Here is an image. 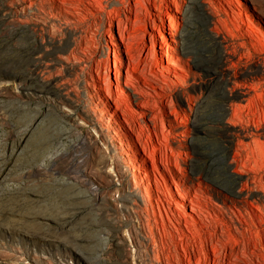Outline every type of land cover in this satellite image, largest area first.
Instances as JSON below:
<instances>
[{
  "label": "rangeland",
  "instance_id": "obj_1",
  "mask_svg": "<svg viewBox=\"0 0 264 264\" xmlns=\"http://www.w3.org/2000/svg\"><path fill=\"white\" fill-rule=\"evenodd\" d=\"M75 1L0 0V264H166V260L189 264L190 256L192 264H208L206 259L210 264L218 259L219 264H262L254 233L252 237L245 230L247 221L238 211L245 212L240 204L236 209L228 202L227 212L220 214L223 225L218 237L223 244L211 237L213 228L211 232L200 231L203 238L200 232L189 233L184 219L181 225L178 217L170 211L167 215L162 205L164 225L159 217L160 225L152 221L147 226L145 219L140 222L134 214L130 216L125 207H133L128 199L130 188L135 185L132 170L127 166L128 174L120 178L112 167L105 168V159L101 158L104 155L96 150L103 151L105 146L101 141L95 145L90 139L96 137L93 125L83 123L78 114L67 115L60 95L69 89L92 114L95 108L90 104V89L85 82L93 76L104 88L107 82L102 80L115 85V63H122L124 78L129 76L143 101L151 103H147V108L152 117L145 118L135 104L131 105V118L121 111L118 114L145 159L141 165L149 171L155 194V165L156 176L163 187L170 186L176 200L178 191L170 172L179 181L182 193L192 195L194 200L198 194L212 196V190L217 188L223 193L239 190L241 179L236 180V172L259 177L256 179L262 186L264 155L260 149L256 164L262 169L255 166L260 170L256 171L258 175L241 161L247 155L242 143L252 142L253 133L264 143V131H256L264 124V0H201L200 3L206 2L210 16L193 0H182L179 8L172 0H98L107 8L105 11L97 8V0ZM60 2H67L75 17L61 11L64 6ZM116 2L122 4L118 6ZM156 5L162 8L165 23V28L159 30L150 26L153 19L162 25L156 16ZM111 31L115 39L110 37ZM80 57L85 60L83 77L74 60ZM248 86L261 88L256 87L259 93L252 91L243 96ZM96 114V123L104 127L117 146L107 120ZM125 118L132 119L130 124L136 125V133ZM143 146L156 163L145 154ZM56 153H61L57 159ZM119 157L125 163L126 156L119 153ZM86 172L96 181L92 182ZM161 197L168 210L169 198ZM207 201L211 202L209 198ZM201 202L205 206L204 200ZM219 202L222 204V199ZM154 205L158 213L155 201ZM171 208L177 213L174 204ZM247 208L257 212L250 201ZM239 223L244 224L242 235L237 229ZM133 226L139 231L144 228L147 235L136 236ZM225 226L240 243L230 242L229 228L226 230ZM226 232L228 236L224 235ZM201 242L205 244L203 251ZM213 244L214 250L219 248L218 259L211 249Z\"/></svg>",
  "mask_w": 264,
  "mask_h": 264
},
{
  "label": "bare ground",
  "instance_id": "obj_2",
  "mask_svg": "<svg viewBox=\"0 0 264 264\" xmlns=\"http://www.w3.org/2000/svg\"><path fill=\"white\" fill-rule=\"evenodd\" d=\"M33 1V0H32ZM61 1V0H60ZM66 1V0H65ZM77 1V0H76ZM75 1V2H76ZM112 1H114V0H112ZM120 1V0H119ZM125 1H127V0H124L123 1V3L125 2ZM138 1V0H137ZM141 1V0H140ZM142 1H146V0H142ZM173 1V3L175 4V6L177 7V8H179V6H180V2L182 1V0H172ZM194 2H197V3H199V4H201L204 8V12L208 15V16H210V13H209V11H208V8H206V2H202V3H200L201 2V0H193ZM64 2V1H63ZM63 2H60V3H62V5L64 6V8H61V11L63 10V12H65V14L66 15H71V16H74V14L72 13V11H70L69 9H68V7H67V2L66 3H63ZM72 2H73V0H72ZM95 2V1H94ZM106 2H107V0H106ZM128 2V1H127ZM126 2V3H127ZM32 3V2H31ZM78 3V2H77ZM81 2H79V4H80ZM90 3V2H89ZM92 3V2H91ZM108 3V2H107ZM72 4V3H71ZM74 4V3H73ZM114 4H117L118 6L119 5H121L122 3L121 2H116V3H114ZM113 4V5H114ZM75 5V4H74ZM78 5V4H77ZM85 5V4H84ZM92 5V4H91ZM139 5V4H138ZM76 6V5H75ZM75 6L73 7V5H72V7L75 9ZM83 6V5H82ZM96 6V5H95ZM94 6V7H95ZM97 8H99L101 11H105L106 9L104 8V6L101 4V2H99L98 0H97ZM159 6V5H158ZM157 5L155 6V9H156V11L158 12V15H156L158 18H159V21H161L162 22V25L160 26V25H158V22H157V20L156 19H153L152 20V24L150 25L151 26V28H153V29H156V30H159V29H161L162 27H164L165 28V26H164V21H163V17L161 16L162 14V11H161V9L162 8H159ZM70 7V6H69ZM78 7V6H77ZM81 6H79V8H80ZM108 7V6H107ZM117 7V6H116ZM115 7V8H116ZM124 7V6H123ZM169 7V6H168ZM84 8V7H83ZM96 8V7H95ZM78 9V8H77ZM80 9H82V7L80 8ZM121 9V8H120ZM120 9H118V10H120ZM131 9V8H130ZM83 10V9H82ZM99 10V11H100ZM110 10V9H109ZM115 10V9H114ZM122 10V9H121ZM120 10V11H121ZM77 11V10H76ZM87 11H88V9H87ZM96 11V10H95ZM98 11V12H99ZM116 11V10H115ZM131 11V10H130ZM164 11V10H163ZM79 12H81V11H79ZM78 12V13H79ZM111 12H112V10H111ZM122 12V11H121ZM121 12H120V18H121ZM129 12V11H128ZM77 13V14H78ZM102 13V12H101ZM106 13V12H105ZM109 13H110V11H109ZM123 13H124V11H123ZM80 14V13H79ZM112 14H113V12H112ZM111 14V15H112ZM82 15V14H81ZM92 15H93V13H92ZM91 15V16H92ZM118 15V14H117ZM84 16V15H83ZM95 16V15H94ZM75 17V16H74ZM85 17V16H84ZM87 17V16H86ZM114 17V16H113ZM127 18V17H126ZM122 19V18H121ZM81 20H83V19H81ZM81 20H79L80 22H81ZM88 20V19H87ZM115 20V19H114ZM117 20V19H116ZM118 20H119V23L120 22H122L119 18H118ZM111 22H113V21H111ZM69 23V22H68ZM117 24V28H118V30L120 31V24ZM75 24V23H74ZM61 25H63V24H61ZM68 26V25H67ZM66 26V27H67ZM62 27V26H61ZM65 27V26H64ZM147 27H149V26H147ZM74 28H76V27H74ZM167 28V27H166ZM67 29V28H66ZM78 29V28H77ZM84 29V28H83ZM81 30V29H80ZM122 30V29H121ZM75 31V30H74ZM78 31V30H77ZM70 32H72V31H70ZM120 33V32H119ZM72 34V33H71ZM84 34V33H83ZM73 35V34H72ZM80 35V34H79ZM81 36H82V34H81ZM51 37V36H50ZM50 37H49V39H50ZM77 37V36H76ZM75 37V38H76ZM80 37V36H79ZM110 37L112 38V39H115L114 38V34L112 33V31H111V33H110ZM52 38V37H51ZM74 38V37H73ZM124 39V38H123ZM51 40V39H50ZM76 41V40H75ZM55 43H56V40H55ZM55 43L53 42V44L55 45ZM70 43H71V41H70ZM77 43V42H76ZM75 43V44H76ZM51 44V43H50ZM58 44V43H57ZM72 44H74V43H72ZM71 44V45H72ZM113 44H115V43H113ZM89 45V44H88ZM90 46V45H89ZM78 47V46H77ZM59 48V47H58ZM76 48V47H75ZM71 49V48H70ZM81 49H83L82 48V46H81ZM154 49H155V47H154ZM61 50V49H60ZM76 51V50H75ZM116 52V51H115ZM73 53H74V51H73ZM77 53H78V51H77ZM128 53V52H127ZM128 54H130V52L128 53ZM127 54V55H128ZM61 55H62V53H61ZM71 55V54H70ZM84 56V55H83ZM129 56V55H128ZM132 56V55H131ZM58 57V56H57ZM62 57V56H61ZM64 57V56H63ZM59 58H60V56H59ZM65 59L67 58V57H64ZM74 58V57H73ZM76 58V57H75ZM117 58H119V57H117ZM128 58V57H127ZM131 58V57H130ZM69 59V58H68ZM71 59V58H70ZM132 59V58H131ZM169 59V58H168ZM172 59V58H171ZM67 60V59H66ZM75 60V66H76V69H77V71L82 75V77L84 76V58H82V57H80V58H78V59H74ZM173 60V59H172ZM68 61V60H67ZM66 61V62H67ZM118 61V60H117ZM122 61V60H121ZM70 62V61H69ZM68 62V63H69ZM119 62H120V60H119ZM62 63V62H61ZM101 63V62H100ZM117 63V62H116ZM116 63H115V73H114V75H115V85L114 84H111L110 82H109V84H108V81H107V75H104V76H106V78H104V79H106V80H102L103 82L104 81H106L107 82V87L106 88H104L103 86H102V84L100 83V80H96L91 74V76H92V78H91V81L90 82H88V81H86L85 83H87V85H88V87H89V89H90V92H89V98H90V104H93L94 105V108H95V110L94 109H92V114L86 109V107L85 106H83L82 104H81V102H80V100H78L77 98H76V96H75V94H73L71 91H68L67 89H66V93L63 95V96H61L60 95V99H61V105L64 107V109H65V111L67 112L66 114L67 115H70L71 113L73 114V113H75V114H78L77 116H79V119L83 122V123H85V124H90V125H93V127H94V130H95V133H96V137H91L90 139H92V141L95 143V145H98L99 143V141H101V143H102V145H104L105 146V150H104V148H103V151L100 149V148H96V150L97 151H99V153L101 152L102 153V155H104V158L103 157H101L103 160L105 159V168H108V167H112L113 169H114V174H115V176H119L120 178H124L127 174H128V170H127V166H129V168L132 170V173H133V178H134V183H135V185H134V187H132L131 186V191H129V193H128V199L130 198V202L132 203V205H133V207H125V209L129 212L128 214L130 215V216H132V214H134V216L141 222V221H143V219H145L147 222H148V225L147 226H150L151 225V222L153 221L155 224H157V225H160V224H158V217L160 218V220H161V223L164 225V224H166L165 223V220H164V215H163V213H162V208H161V205L163 206V208H164V211H165V213L167 214V215H169V211H170V213H171V215L173 216V217H178V218H176V219H178L179 220V223L182 225V219H184V226H185V228L187 229V231L189 232V233H191V234H193L192 233V230H194L196 233H198V232H203L204 230H208L209 232H211L210 231V229L211 228H213L214 229V232L213 233H211V237L214 239V240H216L215 242H217V243H219V244H223V243H225V242H223L222 243V241H220V238L218 237V229L220 228V225L222 224L223 225V221L221 220V218H220V214H224L223 213V211L226 213L227 212V207H226V205H227V203L228 202H230L231 204H233L234 205V208H236L237 209V206H239V204L240 205H242L243 207H244V209H245V212L244 211H241V210H239L238 209V211H239V213H240V215L243 217V218H245L246 219V221H247V224H248V228H246V226H245V230H247L248 232H250L251 233V235H252V233H254V236H255V238H253V240H256V248H258V246L260 247V249H261V257H262V261H263V263L262 264H264V183L262 184V186L260 185L261 183H259V180L258 179H260L259 177H257L258 179H256V177L253 179V178H250L249 177V175L248 174H240L239 172H236L237 174H238V178L236 179V180H240L241 179V188L239 189V190H233V191H226V193L224 192H222V191H220V190H218V188L217 189H213L212 191H213V195L211 196H208L207 198H206V196H202V195H200V194H198L196 197H195V200L193 199V196L191 195H185V194H183L182 193V187H181V185H180V183H179V181L176 179V177L174 176V174H172V172H170V170H167V168L165 167V169L167 170V171H169L170 173H171V176H172V183L173 184H175L176 185V190L178 191V196L177 197H179V199L177 198V200H176V198L174 199V194L172 193V190L170 189V186H168V185H166L165 187H163L162 186V182L160 181V179H158V177L156 176V172H158L157 171V165H155V158H154V156H153V154H152V156L148 153L149 151L144 147V152H145V154H147V155H149V157L152 159V161L153 162H155L154 163V165L155 166H153V170H154V175H155V182H156V187H157V193L155 194L154 193V190L151 188V186H150V184H151V178H150V174H149V171H148V169L146 168V167H143L142 165H141V163L143 162H145V159L143 158V156L138 152V150L136 149V146L134 145V143H133V139H132V137L130 136V134H129V132L125 129V127H124V125H123V123L121 122V120H120V116H119V114H118V111H121L122 112V114L124 115V116H128V117H130L129 115L131 114V112L133 111L132 109H131V105L132 104H135V105H138V107H139V109H142L141 111H142V115L145 117V118H147V117H152V114L151 113H149V110H148V108H147V103L149 102V101H147V102H144L143 100H144V98L135 90V85L133 86L132 85V83H133V80H132V83L130 82V80H131V78L129 79L128 77H125L124 78V76H123V69H125L124 68V66L125 65H122V63L120 64V66H118V65H116ZM63 64V63H62ZM89 64V63H88ZM118 64V63H117ZM94 65V64H93ZM97 65H99V64H97ZM101 65V64H100ZM111 65V64H110ZM134 65V64H133ZM73 66V65H72ZM90 66H92V64L90 65ZM88 67V66H87ZM100 67H102V65L100 66ZM105 67V66H104ZM106 67H107V65H106ZM105 67V68H106ZM89 68V67H88ZM97 68H99V67H97ZM112 68V67H111ZM93 69V68H92ZM101 70H103L102 68H100ZM73 70V69H72ZM96 70V69H95ZM137 70V69H136ZM94 71V70H93ZM105 71V70H104ZM129 71V70H128ZM97 72H98V74H99V71H98V69H97ZM110 72H112V71H110ZM127 72V71H126ZM130 72V71H129ZM73 73V72H72ZM72 73H71V75H72ZM74 73H75V71H74ZM92 73V72H91ZM128 73V72H127ZM88 74V73H87ZM97 74V75H98ZM100 74L101 75H103L102 74V72L100 71ZM105 74H107V72H105ZM79 75V74H78ZM86 75V74H85ZM101 75H100V78H102L101 77ZM109 76V75H108ZM110 76H111V74H110ZM131 76V75H130ZM80 77V76H79ZM132 77V76H131ZM99 78V79H100ZM109 78V77H108ZM132 79H133V77H132ZM108 80H110V79H108ZM101 81V82H102ZM70 83V82H69ZM134 83H136V82H134ZM106 84V83H105ZM104 84V85H105ZM67 85V84H66ZM84 85H86V84H84ZM1 86V85H0ZM5 86V85H4ZM11 86V85H10ZM9 86V87H10ZM70 86V85H69ZM256 87H258V90H259V88H261V86H255V88L253 87V86H248V90H246L245 92H243L242 93V95L243 96H246V95H250V93L253 91H256L257 92V88ZM1 88H2V86H1ZM61 89H63V87L61 88ZM72 89V88H71ZM112 89H115V92L112 90ZM253 89V90H252ZM2 90V89H1ZM0 90V91H1ZM74 91V90H73ZM260 91H261V89H260ZM88 92V91H87ZM87 92H86V94H87ZM257 93H259V92H257ZM254 94V93H253ZM262 98H264V97H262ZM111 101L115 104V108L112 106V103H111ZM263 101V100H262ZM86 102H88V100L86 101ZM150 103V102H149ZM87 104V103H86ZM151 104V103H150ZM156 105V104H155ZM87 106V105H86ZM88 106H90V105H88ZM149 106V105H148ZM150 106H152V105H150ZM150 106H149V108H150ZM89 109V108H88ZM151 109H153V108H151ZM96 112H98L99 114H100V116H101V120H107V123L109 124V126L111 127V129H112V131H113V135H114V138H115V140H116V142H117V146H116V144L114 143V139H109L108 138V134H106V132H105V129H104V127L103 126H101V125H99V124H97L96 123V120L98 119V117H97V114H96ZM132 114H134V113H132ZM234 114V113H233ZM237 114V113H236ZM235 114V115H236ZM137 115V114H136ZM135 115V116H136ZM153 115H155V113L153 114ZM132 116V115H131ZM239 116V115H238ZM238 116H237V118H238ZM65 117V116H64ZM139 117V116H138ZM154 117V116H153ZM131 118V117H130ZM137 118V117H136ZM157 118V117H156ZM241 118V117H240ZM68 119V118H67ZM134 119H135V117H134ZM76 120V119H75ZM130 120H132V119H130ZM130 120H128L127 118H125V122L127 123V125H129V127L132 129V131L133 132H135L136 131V125H135V127L133 126L132 127V123L130 124ZM136 120V119H135ZM150 120V119H149ZM153 120V119H152ZM134 121V120H133ZM132 121V122H133ZM82 123V124H83ZM74 124L75 125H79L78 124V122H76V121H74ZM81 124V123H80ZM157 124V123H156ZM261 124V123H260ZM142 125V124H141ZM153 125V124H152ZM155 125V124H154ZM260 126V125H259ZM89 127V126H88ZM140 127V126H139ZM144 127V126H143ZM141 129H142V127H141ZM146 130V129H145ZM141 131V130H140ZM148 131V130H147ZM256 131L257 132H260V131H264V124H263V126L262 127H258V129H256ZM137 132V131H136ZM135 132V133H136ZM88 133H90V132H88ZM88 133H87V135H88ZM139 133H141L142 134V132H139ZM140 134V135H141ZM252 134V133H251ZM256 135H257V133H253L250 137H251V139H252V142H250V143H242V145L244 146V151H245V153H247V155L244 157V156H242V155H239V157L241 156V157H244V158H242V161L241 162H243V166L244 167H247V168H249L250 170H252L253 172H255V174H257L256 173V171L258 170V169H260L259 168V164L257 165L256 163H259V162H257V158H258V155H257V153H258V151H259V149H260V153L262 152V154L264 155V143L262 144V143H260L259 141V139L256 137ZM91 136H94V135H91ZM138 136V135H137ZM136 136V137H137ZM89 137V136H88ZM88 137H86V138H88ZM138 138V137H137ZM140 138H141V136H140ZM89 140V139H88ZM140 140H142V139H140ZM84 142H85V138H84ZM94 145V146H95ZM142 145H144V144H142ZM242 146V147H243ZM98 147V146H97ZM85 149V148H84ZM156 149V148H155ZM95 150V149H94ZM93 150V151H94ZM152 152V151H151ZM119 153H121V154H123V155H125L126 156V159H125V163L123 162V161H121L122 159H120V157H119ZM154 153V152H153ZM244 153V154H245ZM259 153V154H260ZM60 154L61 153H56L55 154V158L57 159L58 157H60ZM91 154V153H90ZM90 154H88V155H90ZM262 154H260V156H262ZM65 155V154H64ZM96 156V155H95ZM97 156H98V154H97ZM158 156V155H157ZM68 157V156H67ZM162 157V156H161ZM240 157V158H241ZM264 156H262V158H263ZM65 158H66V156H65ZM64 158V159H65ZM70 158V157H69ZM68 158V159H69ZM67 159V160H68ZM264 159V158H263ZM102 160V161H103ZM179 160V159H178ZM71 162H72V160H70ZM240 161V160H239ZM259 161V160H258ZM70 162V163H71ZM177 162V161H176ZM166 164V163H165ZM68 165V164H67ZM76 165V164H75ZM144 165V164H143ZM241 165H242V163H241ZM258 166V169L257 168H255V166ZM77 166H78V164H77ZM77 166H76V168H77ZM145 166V165H144ZM177 166V165H176ZM243 166H241V167H243ZM256 166V167H257ZM79 167V166H78ZM162 167H163V165H162ZM241 167H240V169H241ZM102 168V167H101ZM180 168V167H179ZM79 169H82V167L81 168H79ZM85 169H86V167H85ZM88 169V168H87ZM112 169V170H113ZM246 169V168H245ZM245 169H242L243 171H245ZM249 169H246V170H249ZM262 169V168H261ZM90 170H92V169H90ZM94 170H96V169H94ZM103 170H104V168H103ZM107 170V169H106ZM106 170H104L105 171V173L107 172ZM242 170H240V171H242ZM249 170V171H250ZM81 171V170H80ZM82 171H84V170H82ZM87 171V170H86ZM160 171V170H159ZM260 171V170H259ZM259 171H257L258 173H259ZM109 172V171H108ZM108 172L106 173L107 175H109L110 176V174H108ZM181 172H182V174L183 175H185L184 174V171H182L181 170ZM246 172V171H245ZM93 173V172H92ZM100 173H102L101 171H100ZM110 173V172H109ZM160 173V172H159ZM251 173V172H250ZM86 174H87V172H86ZM233 176H235V173H231ZM88 175V178H90L91 180H93L92 182H95L96 180L92 177V175L91 174H87ZM258 175V174H257ZM100 176H103L102 174L100 175ZM245 176L247 177L246 179H245V181L243 180V178H245ZM252 176V175H251ZM254 176V175H253ZM103 177H105V176H103ZM97 179V178H96ZM99 179V178H98ZM101 179L103 180L104 178H102L101 177ZM107 179V178H106ZM109 179V178H108ZM161 179L164 181L165 179L161 176ZM243 180V181H242ZM263 179H261L260 180V182L262 181ZM109 181V180H108ZM145 181H147V182H145ZM99 182V181H98ZM104 182H105V180H104ZM132 185V184H131ZM216 186V185H215ZM133 188V189H132ZM121 190V189H120ZM123 191V190H122ZM123 193V192H122ZM124 193H126V192H124ZM123 196H124V194H123ZM161 196H163V197H166V198H169V200H167L166 199V202L170 205V207L168 208V210L166 209V207H165V205H164V202H163V200H162V197ZM122 198H124V197H122ZM127 198V197H126ZM209 198V200L211 201V202H208L207 201V199ZM113 199V198H112ZM196 199L198 200V201H196ZM220 199H222V204L219 202V200ZM117 200H118V198H117ZM125 200V199H124ZM165 200V199H164ZM202 200H204V202H205V206H202L201 205V201ZM154 201L157 203V210H158V213H157V211H156V207H155V205H154ZM252 202V205L254 206V208H256V211L257 212H254L253 210H250V209H248L247 208V203L248 202ZM115 202H116V200H115ZM127 202V201H126ZM188 202H190L191 203V208H190V210L188 209ZM116 204V203H115ZM175 205V207H176V209L178 210L177 211V213L175 212L174 213V211L172 210V208H171V205ZM116 205H118V204H116ZM122 205V204H121ZM204 205V204H203ZM236 206V207H235ZM124 206H122V208H123ZM232 211V210H231ZM235 211V210H234ZM233 211V212H234ZM228 214V213H227ZM231 214V213H230ZM236 214V213H235ZM142 215H144L143 216V218L141 217ZM228 216H230V215H228ZM232 216V215H231ZM223 217H225V216H223ZM234 217V216H233ZM236 217H237V215H236ZM167 218H170V216L169 217H167ZM235 218V217H234ZM239 218V217H238ZM136 219V220H137ZM231 219V218H230ZM137 220V221H138ZM169 220V219H168ZM170 220H171V218H170ZM177 220V221H178ZM212 220V221H211ZM233 220V219H232ZM232 220H231V222H232ZM173 221V220H172ZM171 221V222H172ZM234 221V220H233ZM239 221H240V219H239ZM241 221H242V219H241ZM240 221V222H241ZM245 221V220H244ZM140 222H138V223H140ZM144 222V221H143ZM214 222V225L212 226V224L211 223H213ZM238 221H236V226H237V223ZM225 223V222H224ZM244 223V222H243ZM143 224H145V223H143ZM173 224V223H172ZM226 224V223H225ZM224 224V225H225ZM234 224H235V222H234ZM240 224V223H239ZM141 225V224H140ZM157 225H156V227H157ZM221 225V226H222ZM241 226H240V228H238L237 227V229L239 230V233L241 232L240 231V229L244 226V224H240ZM135 226V225H134ZM133 226V228H132V233L133 234H135L136 236H140V235H142L141 237H144V235H147V233H146V231L144 230V228H142L140 231L138 230V229H136L135 227ZM145 226V225H144ZM227 226V225H226ZM226 226H225V228H226ZM140 227V226H139ZM170 227V226H169ZM176 227V226H175ZM149 228V227H148ZM151 228V227H150ZM154 228V227H153ZM165 228V227H164ZM167 228V227H166ZM223 228H224V226H223ZM223 228L221 227V229L223 230ZM229 228V227H228ZM228 228H226V230L228 229ZM157 229H159V228H157ZM156 229V230H157ZM236 229V228H235ZM237 229H236V231H237ZM243 229V228H242ZM149 230V229H148ZM163 230V229H162ZM164 230H166V229H164ZM203 230V231H202ZM131 231V230H130ZM151 231V230H150ZM161 230L159 229L158 230V232H159V234L158 235H160L161 236V232H160ZM167 231V230H166ZM170 232V231H169ZM179 232V231H178ZM182 232H183V236L184 235H186L185 234V232H184V230H182ZM200 232V235L202 234ZM227 232H229L228 233V235H229V240H230V242H231V240H233L234 242H236V244L237 243H240V241H238V239L236 238V236H234L233 234H232V232H231V230H230V228L228 229V231ZM227 232H226V234H224L225 236L227 235ZM247 232V233H248ZM166 232H164V234H165ZM205 233V232H204ZM223 233V232H222ZM225 233V232H224ZM244 233V232H243ZM151 235H152V237H153V235H154V233H153V231H151V233H150ZM169 234V233H168ZM175 234V233H174ZM181 234V233H180ZM241 234V233H240ZM167 235V234H166ZM179 235V234H178ZM194 235H198V234H194ZM208 235H209V233H208ZM227 235V236H228ZM242 235V234H241ZM172 236V235H171ZM182 236V235H181ZM195 236V237H196ZM203 235H201V238H203L202 237ZM225 236H223V237H225ZM245 235L243 234V236L242 237H244ZM174 237V236H173ZM186 237V236H185ZM195 237H193L194 239H195ZM210 237V236H209ZM252 237H253V235H252ZM156 238V237H155ZM175 238H176V236H175ZM182 238H184V237H182ZM182 238L180 237V239L182 240ZM200 238V237H199ZM200 238V239H201ZM135 239V238H134ZM149 239V238H148ZM163 239V238H162ZM161 239V240H162ZM170 239H172V238H170ZM177 239V238H176ZM186 239H190V238H186ZM205 239V238H204ZM136 240V239H135ZM184 240V239H183ZM191 240V239H190ZM197 240V239H196ZM195 240V241H196ZM205 240H207V239H205ZM137 241V240H136ZM148 241V240H147ZM174 241V240H173ZM177 241V240H176ZM186 241V240H185ZM188 241V240H187ZM204 240H202V242H203ZM153 242V241H152ZM157 241H155V243H156ZM190 242V241H189ZM198 242V241H197ZM202 242H201V246H202V251L204 250V245L205 244H202ZM210 242H212V241H210ZM242 242V241H241ZM145 243V242H144ZM162 243H164V242H162ZM176 243V242H175ZM178 243V242H177ZM176 243V244H177ZM192 243V242H191ZM195 243V242H194ZM207 243V242H206ZM213 243V242H212ZM229 243V242H228ZM227 243V244H228ZM185 244V243H184ZM190 244V243H189ZM197 244H200V243H197ZM219 244H217V245H219ZM234 244V243H233ZM232 244V245H233ZM154 245V244H153ZM153 245H152V249H153ZM166 245V244H165ZM167 245H168V243H167ZM187 245V244H186ZM214 246V248H211V249H213V253H214V256H216L217 255V259L220 257V255H218L217 253H218V251L219 250H217V249H219V248H217L216 250H214L215 249V244H213ZM239 245V244H238ZM237 245V246H238ZM155 246V245H154ZM158 246V245H157ZM178 246V245H177ZM192 246V245H191ZM227 246V245H226ZM226 246H224L223 245V247H225L226 248ZM168 247V246H167ZM186 247H188V246H186ZM189 247H190V245H189ZM198 246H196V248H197ZM217 247V246H216ZM223 247H221V248H223ZM232 247V246H231ZM156 248H158V247H156ZM162 248V247H161ZM163 248H164V246H163ZM170 248V247H169ZM174 248V247H173ZM207 248H208V246H207ZM165 249V248H164ZM183 249V248H182ZM186 249V248H185ZM195 249V248H194ZM200 249V248H199ZM224 249V248H223ZM259 249V248H258ZM153 250H155V249H153ZM160 250V249H159ZM167 250V249H166ZM165 250V251H166ZM175 250V249H174ZM222 250V249H221ZM227 250V249H226ZM172 251V250H171ZM199 251H201V250H199ZM137 252V251H136ZM187 252V251H186ZM205 252V251H204ZM157 253H159V252H157ZM220 253V252H219ZM225 253V252H224ZM227 253V252H226ZM256 253V252H255ZM174 254V253H173ZM179 254H181V253H179ZM221 254H223V253H221ZM253 254V253H252ZM156 255V254H155ZM165 255H166V253H165ZM170 255V254H169ZM175 255H177V254H175ZM188 255V254H187ZM203 255V254H202ZM207 255V254H206ZM226 255V254H225ZM257 255V254H256ZM164 256V255H163ZM167 256V255H166ZM174 256V255H173ZM178 256H181V255H178ZM210 256H211V254H210ZM219 256V257H218ZM161 257V256H160ZM175 257V256H174ZM224 257V256H223ZM222 256H221V258H223ZM227 257V256H226ZM256 257V256H255ZM156 258V257H155ZM164 258V257H163ZM169 258V257H168ZM176 258H177V256H176ZM179 258V257H178ZM188 258V257H187ZM207 258H208V256H207ZM215 258V257H214ZM213 258V259H214ZM159 260H161L160 258H158ZM165 259V258H164ZM167 259V258H166ZM174 259V258H173ZM180 259V258H179ZM178 259V260H179ZM186 259V258H185ZM190 259H191V256H190ZM189 258H188V262H189V264H192V261L190 260ZM204 259H205V257H204ZM211 258L209 257V260H210ZM226 259V258H225ZM257 259V258H256ZM259 259V258H258ZM182 260V259H181ZM197 260V259H196ZM200 260V259H199ZM203 260V259H202ZM212 260V259H211ZM219 260V259H218ZM218 260H215L213 263L214 264H219V261ZM221 260V259H220ZM223 260V259H222ZM228 260V259H227ZM157 261V260H156ZM162 261V260H161ZM174 261V260H173ZM180 261V260H179ZM179 261H177L178 262V264H179ZM206 261H207V263L208 264H210V261H208V259H206ZM225 261V260H224ZM159 262V261H158ZM176 262V263H177ZM184 262V261H183ZM203 262V261H202ZM201 262V263H202ZM221 262V261H220ZM223 262V261H222ZM198 263H199V261H198ZM153 264V263H152ZM166 264H171L170 263V261H168V260H166ZM175 264V263H174ZM182 264V263H181ZM187 264V263H186ZM204 264V263H203ZM230 264V263H229Z\"/></svg>",
  "mask_w": 264,
  "mask_h": 264
}]
</instances>
